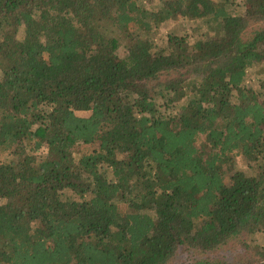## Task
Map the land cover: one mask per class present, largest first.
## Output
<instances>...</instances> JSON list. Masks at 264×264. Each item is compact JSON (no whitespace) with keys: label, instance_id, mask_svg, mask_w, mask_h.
Here are the masks:
<instances>
[{"label":"trees","instance_id":"1","mask_svg":"<svg viewBox=\"0 0 264 264\" xmlns=\"http://www.w3.org/2000/svg\"><path fill=\"white\" fill-rule=\"evenodd\" d=\"M237 4L0 0V264H264V0ZM179 17L216 34L161 46Z\"/></svg>","mask_w":264,"mask_h":264},{"label":"rangeland","instance_id":"2","mask_svg":"<svg viewBox=\"0 0 264 264\" xmlns=\"http://www.w3.org/2000/svg\"><path fill=\"white\" fill-rule=\"evenodd\" d=\"M139 2L141 5H144L147 8H157L160 4V0H139ZM237 2H239V4H237V9L239 11L243 10L244 0H237ZM255 28H257V25L251 24L247 28L246 34H252ZM170 31L186 35L191 44H193L197 39L212 37L216 34V28L214 24L211 23V21L207 18L190 19L186 17H179L176 19H170L155 28L152 36L159 44H161V46L165 47L167 44V36L170 34ZM22 35L23 28H21L19 32V36L21 37ZM115 35H119L120 39L123 41L119 48V54L124 56L128 51L126 40L129 39V36L120 32H117V34L115 33ZM262 80H264V60L249 68L246 82L257 89L260 93H264V89L261 88ZM95 147V143H84L82 146H79L81 149L80 152L92 151L95 149ZM46 149L47 148L45 146L42 148L43 151H46ZM10 155L11 153L8 151H0V158L2 159H6V157H9ZM238 163L239 165H243V163H245L244 159L239 157ZM248 240L264 245V230H260L248 235ZM239 248L240 247L238 245L236 246L235 241H232L220 247L219 249H216L214 253H221L230 257L233 254L232 252L236 249L239 250ZM185 254L186 252L181 253L178 259L184 258Z\"/></svg>","mask_w":264,"mask_h":264}]
</instances>
